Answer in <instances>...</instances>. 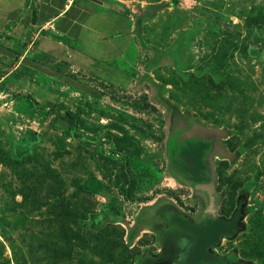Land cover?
<instances>
[{
  "label": "rangeland",
  "instance_id": "obj_1",
  "mask_svg": "<svg viewBox=\"0 0 264 264\" xmlns=\"http://www.w3.org/2000/svg\"><path fill=\"white\" fill-rule=\"evenodd\" d=\"M98 1L130 23L114 62L0 34V264H140L207 202L236 219L215 257L264 264V0ZM200 130L211 195L176 173Z\"/></svg>",
  "mask_w": 264,
  "mask_h": 264
},
{
  "label": "crops",
  "instance_id": "obj_2",
  "mask_svg": "<svg viewBox=\"0 0 264 264\" xmlns=\"http://www.w3.org/2000/svg\"><path fill=\"white\" fill-rule=\"evenodd\" d=\"M121 10L90 0H0V34L19 40L36 31L83 59L105 64L130 44V23Z\"/></svg>",
  "mask_w": 264,
  "mask_h": 264
},
{
  "label": "flooded vegetation",
  "instance_id": "obj_3",
  "mask_svg": "<svg viewBox=\"0 0 264 264\" xmlns=\"http://www.w3.org/2000/svg\"><path fill=\"white\" fill-rule=\"evenodd\" d=\"M207 149L208 146L201 143L185 149L183 147V171L176 172L183 183L185 180L193 187L202 188L211 182L209 171H184V150L187 154L202 155L201 152ZM208 191L203 189L202 192L211 195ZM209 203H206V209L197 220L184 215H170L166 227L157 237L158 252L142 259L140 264H214L215 260L223 264L224 258L215 257L212 248L218 245L219 237H229L236 226V219H226L216 214V209L210 207Z\"/></svg>",
  "mask_w": 264,
  "mask_h": 264
},
{
  "label": "water",
  "instance_id": "obj_4",
  "mask_svg": "<svg viewBox=\"0 0 264 264\" xmlns=\"http://www.w3.org/2000/svg\"><path fill=\"white\" fill-rule=\"evenodd\" d=\"M93 1L95 3L100 4L99 1L97 0H90ZM220 136V133H218L217 131H204V130H200L198 131V134L187 137L186 139H192V140H198L200 139V141H196V144H205L208 146V149L206 151V155H205V160L206 162L209 163L210 165V157L212 154L214 153H219V147H218V137ZM212 167V165H211ZM209 175L211 177V182H212V171H209ZM209 183L208 185H206V187H202L203 189H207L209 190L211 193L212 191V183Z\"/></svg>",
  "mask_w": 264,
  "mask_h": 264
},
{
  "label": "trees",
  "instance_id": "obj_5",
  "mask_svg": "<svg viewBox=\"0 0 264 264\" xmlns=\"http://www.w3.org/2000/svg\"><path fill=\"white\" fill-rule=\"evenodd\" d=\"M248 23H261L258 19H255V18H250L249 20H248ZM262 24H264V22L262 23ZM53 39L54 40H58V41H61L60 39H57L56 37H53Z\"/></svg>",
  "mask_w": 264,
  "mask_h": 264
},
{
  "label": "bare ground",
  "instance_id": "obj_6",
  "mask_svg": "<svg viewBox=\"0 0 264 264\" xmlns=\"http://www.w3.org/2000/svg\"><path fill=\"white\" fill-rule=\"evenodd\" d=\"M199 188H201V187H199ZM203 191V190H202Z\"/></svg>",
  "mask_w": 264,
  "mask_h": 264
}]
</instances>
